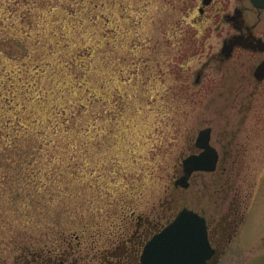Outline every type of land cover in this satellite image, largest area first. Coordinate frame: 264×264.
Masks as SVG:
<instances>
[{
    "label": "rangeland",
    "instance_id": "obj_1",
    "mask_svg": "<svg viewBox=\"0 0 264 264\" xmlns=\"http://www.w3.org/2000/svg\"><path fill=\"white\" fill-rule=\"evenodd\" d=\"M235 6L257 21L249 0H0V264H126L183 207L213 230L210 264H264V88L239 149L219 146L233 93L209 104L217 69L251 79L237 52L213 60ZM207 122L224 173L175 188Z\"/></svg>",
    "mask_w": 264,
    "mask_h": 264
},
{
    "label": "flooded vegetation",
    "instance_id": "obj_2",
    "mask_svg": "<svg viewBox=\"0 0 264 264\" xmlns=\"http://www.w3.org/2000/svg\"><path fill=\"white\" fill-rule=\"evenodd\" d=\"M204 1L207 2L206 5L202 4ZM213 2L214 0H201V7L198 8V14L200 16H204V14L207 12L206 9L210 7L213 4ZM254 10L256 12L257 21L250 25L247 24L246 19L244 17V12H245L244 8H239L235 6L233 7L230 13L223 14L224 22L228 23L231 26L233 32L226 34L222 38L220 50L213 55L214 62L223 65L229 62L230 60H232L235 53L237 52V54H239L238 58L240 62L249 66V74H251L250 75L251 79L232 80L230 79L232 77L231 71L221 70V68L217 69V72L219 71L218 73L224 72L225 74H223L221 80L217 81V83H214V85L209 89V93L212 94L209 100V104L210 103L217 104L218 103L217 99L223 96L225 92L229 91L230 93H233V95L230 94V100H231L230 104L225 105V108H230L232 109V111L229 112L228 117L226 118L222 117L224 119V123L220 127L219 130L220 133H218V135L228 134L231 136V141L228 142L226 146L219 144V146L223 148L224 147L225 148L237 147L238 149L242 148V145L239 146L238 143H236L237 137L239 135H246L249 133V128L247 127V121L249 119L248 117L251 110L254 108L255 98L257 94L259 93L261 88H264V37L256 33L255 31L258 22L261 20V11L264 10L256 9V8H254ZM241 63L239 64L241 65ZM204 67H206V64L204 65ZM260 69H262V71L258 72ZM203 70L198 69V71L196 72L195 83L197 85H200V83L202 82V78L204 77ZM238 75H240V72L238 73ZM259 122H260L259 117H256L254 121V125L258 124ZM204 129L209 130V136H210L209 142H211V134L213 130L212 123L207 122L205 127L201 128L199 131ZM211 146L214 147L213 145ZM192 147L193 148H191L190 153L195 154L200 152L199 149L196 148L195 141ZM215 150L218 156H217L216 166L213 172L218 170L220 173H224L225 170L224 166L226 159L229 156V150L223 149L221 156L216 148ZM193 174L194 173L190 175L189 179L192 177ZM189 186L190 183L188 182V187L185 189H188ZM236 193L237 194L235 195H238V192ZM233 200L237 202V197H234ZM235 203L232 204L233 207L231 209L233 211H236L237 209ZM137 227L139 229L140 225H137ZM216 228H217L216 241L218 242L224 238L227 229L219 225ZM218 231H219V235H217ZM137 233L138 232L136 231L135 234ZM212 233L213 230L210 231L208 226V237L213 247ZM143 235L144 234H142V236ZM233 236L234 235L230 236V240ZM141 242L142 240H140L135 244L132 243V248L130 249V253H132L133 258L131 260H128L126 258L125 261L126 264H138L137 250L139 249ZM214 250H215V254L210 258V260H208L207 264H210L211 262H215L218 250H216L215 248ZM37 264H52V263L44 261Z\"/></svg>",
    "mask_w": 264,
    "mask_h": 264
},
{
    "label": "water",
    "instance_id": "obj_3",
    "mask_svg": "<svg viewBox=\"0 0 264 264\" xmlns=\"http://www.w3.org/2000/svg\"><path fill=\"white\" fill-rule=\"evenodd\" d=\"M249 1L254 8L264 9V0ZM209 140L208 129L199 131L195 145L200 152L182 160V175L174 181L175 187L187 188L193 172L214 171L218 155ZM214 253L208 241L205 218L184 207L145 243L140 264H207Z\"/></svg>",
    "mask_w": 264,
    "mask_h": 264
}]
</instances>
